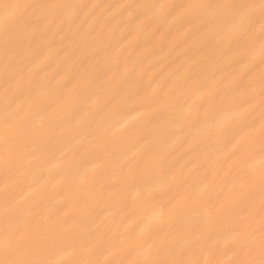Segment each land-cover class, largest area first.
Here are the masks:
<instances>
[{"label": "bare ground", "instance_id": "bare-ground-1", "mask_svg": "<svg viewBox=\"0 0 264 264\" xmlns=\"http://www.w3.org/2000/svg\"><path fill=\"white\" fill-rule=\"evenodd\" d=\"M0 264H264V2L0 0Z\"/></svg>", "mask_w": 264, "mask_h": 264}, {"label": "snow or ice", "instance_id": "snow-or-ice-1", "mask_svg": "<svg viewBox=\"0 0 264 264\" xmlns=\"http://www.w3.org/2000/svg\"><path fill=\"white\" fill-rule=\"evenodd\" d=\"M262 2H264V0H262Z\"/></svg>", "mask_w": 264, "mask_h": 264}]
</instances>
